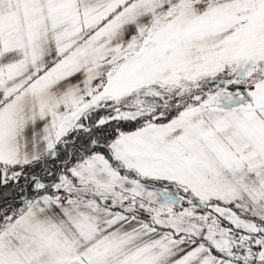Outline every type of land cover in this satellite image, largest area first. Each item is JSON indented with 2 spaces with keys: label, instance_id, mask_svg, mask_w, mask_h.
<instances>
[{
  "label": "snow or ice",
  "instance_id": "6c2138e0",
  "mask_svg": "<svg viewBox=\"0 0 264 264\" xmlns=\"http://www.w3.org/2000/svg\"><path fill=\"white\" fill-rule=\"evenodd\" d=\"M0 264H264V0H0Z\"/></svg>",
  "mask_w": 264,
  "mask_h": 264
}]
</instances>
